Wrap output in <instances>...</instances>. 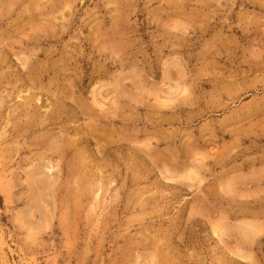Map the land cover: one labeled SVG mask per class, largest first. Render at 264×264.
Listing matches in <instances>:
<instances>
[{"label": "rangeland", "instance_id": "1", "mask_svg": "<svg viewBox=\"0 0 264 264\" xmlns=\"http://www.w3.org/2000/svg\"><path fill=\"white\" fill-rule=\"evenodd\" d=\"M0 264H264V0H0Z\"/></svg>", "mask_w": 264, "mask_h": 264}]
</instances>
